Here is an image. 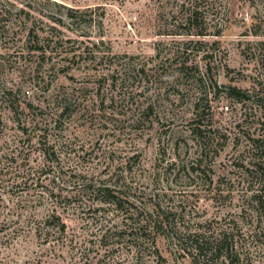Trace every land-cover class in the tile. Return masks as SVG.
Here are the masks:
<instances>
[{
  "label": "rangeland",
  "instance_id": "1",
  "mask_svg": "<svg viewBox=\"0 0 264 264\" xmlns=\"http://www.w3.org/2000/svg\"><path fill=\"white\" fill-rule=\"evenodd\" d=\"M183 1L0 0V264L127 263L131 242L101 237L108 227L125 226L122 213L93 211L88 205L101 203L89 192L79 195L83 182L113 172L126 173V183L118 184L138 199L151 201L157 193L163 206L185 214L184 225L237 209L236 200H212L207 182H192L182 165L189 166L208 140L198 142L191 130L200 114L203 127L229 130L226 138L212 139L218 154L207 150L202 164L212 167L215 179L237 175L232 155L246 142L234 125L254 109L236 102L229 89L249 90L264 106V0L200 4L203 36L186 34ZM30 29L40 38L72 40L59 50H86L67 74L50 78ZM113 53L121 57L111 59ZM67 63L60 60L58 67ZM4 87L12 89L6 97ZM56 90H74L78 112L60 131H48L56 144L44 153L41 136L52 122L42 120L43 107ZM8 97L25 105L23 111H14ZM148 103L152 109L144 111ZM250 125L252 116L244 128ZM59 193L75 196L60 201ZM56 198L72 242L39 234ZM158 245L167 257L163 264H190L171 254L166 240Z\"/></svg>",
  "mask_w": 264,
  "mask_h": 264
},
{
  "label": "trees",
  "instance_id": "2",
  "mask_svg": "<svg viewBox=\"0 0 264 264\" xmlns=\"http://www.w3.org/2000/svg\"><path fill=\"white\" fill-rule=\"evenodd\" d=\"M212 1L215 0L183 1L182 5L187 6L183 15V22L188 26L186 34L200 36L207 34L204 25L205 14L200 4H212ZM69 16L73 17L74 15L69 13ZM30 34L35 37L32 48L42 50V58L46 64L44 72L50 78L58 76L59 73L67 74L69 64L75 62L77 57H82L86 50L77 52L79 47L72 46L62 51L59 48L63 43L71 42L70 38L63 41L53 33H51L52 37L45 35L40 38L34 29H30ZM113 57L121 56L113 53L110 58L113 59ZM60 60H65L68 65L62 64L61 67H58ZM185 63V61L182 62V64ZM48 82L50 83L51 79ZM11 90L8 87L2 88V97L8 96ZM73 91L56 90L50 96L52 100L47 97V103L43 107L46 115L42 117V120L52 123L45 124L43 136L40 135L42 143L45 144L46 151L44 153L49 152L48 150L56 144L54 139L47 138L48 131H60L63 124L71 120V117L78 112ZM229 91L230 97L236 102L247 103L248 108L251 106L254 109L249 113V117L252 116V131L251 125L244 128V124L249 118L247 116L234 125L238 129L239 135L244 136L246 142L241 152L232 155L234 165L238 168L236 177L229 178L228 182L224 181V176L215 179L212 167L202 164L203 155L207 150H214V154H218V150L213 147L212 139L216 135L226 138L229 130L227 126L213 128L206 125L203 127L200 114H196L192 118L194 125H191V130L198 142H201L202 138H208V140L200 143L201 147L197 150V155L193 158L192 163L189 166L182 165V170L188 171L192 182H195L199 177L205 183L207 182V186L212 192V200L222 204L228 199L230 204L236 200L237 209L233 213L227 211V214L217 220H214L215 218L204 219L184 225L185 214L172 212L163 206L162 200L155 198L158 196L157 193L151 192V201L138 199L129 193V190L122 187V184H118L120 181H126V173L119 175L113 172L108 178L101 181H88L80 185L79 195L81 193L84 196L89 192L91 196H94L93 199L98 200L97 203H101L100 205L95 203L96 206L93 207V201L88 205L89 209L92 207L93 211H99L111 208L122 213V222L125 226L115 230L108 227L101 237L106 238L112 235L117 240L124 238L131 242L127 254L129 259H125L127 263L124 261L123 263L150 264L151 261H155L154 264H163L167 261V257L163 255L158 245L159 238H162L168 243L171 254L175 257L187 258L190 264H264V106L252 99L253 96L249 90L234 86L230 87ZM7 100L9 101L7 104L14 111L20 107L23 111L25 105L22 106L18 100H10V97ZM29 105L31 106V103ZM225 107L227 110L229 109V105ZM151 109L152 104L148 103L144 111ZM206 131L215 136L206 137ZM245 153L248 155L246 158H244ZM247 158L248 161H245ZM173 165L176 163L173 162ZM201 175H204L205 178ZM73 196L75 195L62 196L60 193L58 194V197H62L60 201L65 200L66 202H70ZM52 201L55 205L44 221L45 229L38 226L39 234H43L45 241L54 240L65 243L70 239L72 242V235L67 230V224L57 213V204L61 202L58 198L52 199ZM137 201L147 204V207L138 205Z\"/></svg>",
  "mask_w": 264,
  "mask_h": 264
}]
</instances>
